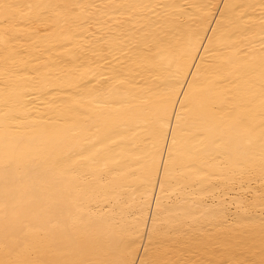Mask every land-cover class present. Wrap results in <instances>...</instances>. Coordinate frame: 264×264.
I'll list each match as a JSON object with an SVG mask.
<instances>
[{
  "label": "bare ground",
  "instance_id": "6f19581e",
  "mask_svg": "<svg viewBox=\"0 0 264 264\" xmlns=\"http://www.w3.org/2000/svg\"><path fill=\"white\" fill-rule=\"evenodd\" d=\"M0 264H264V0H0Z\"/></svg>",
  "mask_w": 264,
  "mask_h": 264
}]
</instances>
